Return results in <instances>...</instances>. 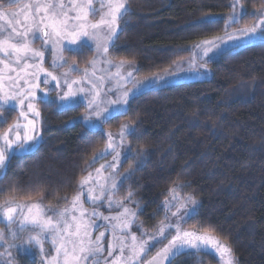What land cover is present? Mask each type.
Masks as SVG:
<instances>
[{"label": "trees", "instance_id": "trees-1", "mask_svg": "<svg viewBox=\"0 0 264 264\" xmlns=\"http://www.w3.org/2000/svg\"><path fill=\"white\" fill-rule=\"evenodd\" d=\"M132 14L120 24L119 37L109 57L135 61L139 78L173 71L189 56V47L221 35L230 0H129ZM248 12L264 0H243ZM216 14L218 23L201 29L196 18ZM255 17L243 16L242 27ZM93 50L65 51L68 62L87 66ZM208 79L149 88L131 99L124 114L89 129L78 119L82 104L56 108L39 100L40 142L30 152L12 155L0 175V201L15 196L55 205L66 202L78 190V181L90 169L96 150L106 142L104 131H117L123 123H135L137 134L126 137L133 152L148 149L144 164L114 193L130 190L137 220L148 232L164 219L163 202L168 189L186 181L180 191L200 201L198 215L184 227L202 232L214 229L230 243L236 264H264V41L228 49L207 64ZM0 133L17 117L15 109L0 112ZM134 154L122 164L135 163ZM67 197V200L63 199ZM215 264L210 254H187L171 264ZM18 264H37L19 256Z\"/></svg>", "mask_w": 264, "mask_h": 264}, {"label": "snow or ice", "instance_id": "snow-or-ice-1", "mask_svg": "<svg viewBox=\"0 0 264 264\" xmlns=\"http://www.w3.org/2000/svg\"><path fill=\"white\" fill-rule=\"evenodd\" d=\"M11 3H17L18 6L10 12H5L4 5L0 4V21L6 19V26L0 28V53L8 58L0 60V63H4L6 67L10 66L11 58L14 57L15 62L19 64L26 61L29 54L33 59L39 58L43 61L45 52L32 46L36 39H41L42 47L52 46L53 68L63 67L67 63L63 55L65 51L79 52L82 48H91L94 45L93 56L87 61V66L79 68L77 62L73 60L71 64H68L67 70L59 75L40 65L25 63V68L33 66L38 68L37 72L32 73L37 80L43 72L45 78L42 82L45 85H48L50 78L56 82V87L62 90V95L57 92L56 108L58 110L87 101L88 111L84 120L90 122V128L98 127L104 121L114 118L115 115L124 114L128 110L131 99L135 98L140 89L157 85L162 80V77L153 74L152 77L146 76L136 81L133 88H126V81L133 76V72L128 71L125 76L122 75L121 70L126 64L134 68L135 61L121 59L114 62L109 58L110 51L115 48V42L119 37L121 22L124 21V17L132 14L129 0H99V9L95 7L96 0H28L27 3L9 0V4ZM230 7V13L224 18L225 36H215L195 45L196 49H202L203 56L207 57V60L222 56L228 49L238 47L242 43L257 38L264 40V4L256 7L251 13L248 12L243 0H230ZM98 12L99 19L93 20L92 17ZM246 15L255 17L254 22L237 27L228 34L227 30L232 25L239 24L241 18ZM215 17L214 13H206L196 18V24L201 29H210L218 23ZM101 62L107 66H114L117 70L108 72L105 68L101 71L107 74L97 76V66ZM73 72L82 74L78 78H72ZM61 77L66 90H63L61 86ZM106 81L114 82L112 87H108ZM25 83L28 85L27 89L19 91L11 90L3 93V89H0V93H3L0 95V112H3L5 107L9 109L19 107V117L27 121L22 125L23 135L18 131L21 127L19 118L15 124L9 125L7 131L0 133V141H2L0 170L6 169V162L15 155L16 150L30 151L36 145L37 138L40 136L37 131V121L41 117L36 102L37 100L42 103L52 102L48 98L51 89H41L45 95L38 97L36 90L40 88V83L31 84L27 80ZM112 92L117 93V98L107 99L108 94ZM13 101L15 103H10ZM25 104L27 111H24ZM102 105L105 106L102 107ZM29 114H32V119H29ZM0 122H3L2 116H0ZM13 129H17L15 138L10 139ZM136 134L134 122L121 124L118 134L107 133L108 139L104 147L94 152L89 164L111 153H114V163L97 168L94 181L91 173L82 177L78 181L80 191L64 207L58 204L43 206L40 203L43 195L35 200L29 198L26 202L18 201L15 196H9L0 201V224L5 225L4 228H0V248H4V251L0 252V264H11L12 249L31 252L38 248L43 253L46 243L52 245L56 255L51 258L45 257L43 264H141V262L165 264V261L171 264L172 260L178 256L185 254L195 256L199 252L218 256L220 264H236L232 246L214 229H206L202 232L195 229H183L182 224L186 219L199 214L200 205L197 198L187 197L184 200V197L179 194L178 190L187 183L186 181L177 180L168 189L171 195L163 202L165 216L158 222L154 235L147 236L145 239L143 230L139 236L131 231L132 225L136 223L135 218L139 208L130 209L125 202H132L134 193L130 190L120 199H114V193L145 162L144 157L148 149L140 148L133 152L131 145L126 142V137ZM116 135L119 136V141L115 139ZM133 154L138 157L134 165L124 173L116 175L117 166L122 163V158L128 159ZM106 166L111 171L103 175L102 170ZM89 185L92 186L89 187ZM85 188L89 203L102 202L107 196L108 206L111 208L115 204L122 208V211L115 216H104L95 208L89 212L84 207ZM63 199L67 200V197ZM176 205H179L177 210L172 212L171 209ZM48 212L53 214L48 215ZM92 217L108 221L113 231L114 240L108 243L106 256L103 244L106 233L102 231L93 238V231L99 225L96 220L91 219ZM173 218L176 223L172 222ZM113 221L115 223H112ZM173 229L175 234L171 236L168 243L164 244L155 255L144 260L148 251L160 243L161 239H166ZM25 232L27 235L21 238V234ZM17 240H20L19 244L15 243ZM8 241L12 242L8 243ZM4 257L7 259H3Z\"/></svg>", "mask_w": 264, "mask_h": 264}, {"label": "rangeland", "instance_id": "rangeland-1", "mask_svg": "<svg viewBox=\"0 0 264 264\" xmlns=\"http://www.w3.org/2000/svg\"><path fill=\"white\" fill-rule=\"evenodd\" d=\"M27 2H28V0H19V3H27ZM0 4L4 5V11L5 12H10V11L16 9L17 6H18L17 3L9 4V0H0ZM95 7H97L99 9V7H100L99 0H96ZM230 11H231V7H230ZM230 11H229V13H230ZM229 13H227L226 15H223V16H219V17H222L224 19V18L227 17V15ZM21 19H22V17H21ZM92 19L93 20H98L99 19V12L97 13L96 16L92 17ZM4 26H6V19L4 21H0V28H2ZM233 29H235V28L232 25L227 30L228 34H230L233 31ZM6 34L7 33H5V35ZM219 36L224 37L225 36V31ZM212 38L213 37L208 38V39H212ZM82 39H86V38H82ZM204 40H206V39H204ZM202 41L203 40H201L199 42H196V43L192 44L188 48L189 49L188 58L186 60L182 61L181 63H178L173 71H168V72L161 73V74L157 75L159 77H162V80L157 85H154V86L148 87V88L140 89L137 92V94H139V93H141V92H143V91H145V90H147L149 88H160V87H164V86H167V85H170V84H173V83L182 82V81L208 79V77L210 75V70H209L207 64H208V62H210V61H212L214 59L207 60V57L203 56L202 49H196L195 48V45H197L198 43H201ZM261 41H264V40H261V39L257 38V39H254V40L250 41V42L242 43L238 47L249 45V44L256 43V42H261ZM32 46L34 48H37V49L45 52V57H44L43 61H41L39 58L33 59L31 57V55L29 54V57L27 58V60L23 61V62H21L19 64H17L15 62V58L14 57L11 58L10 66H8V67H6L4 63H0V89H3V93H7V92H9L11 90L19 91L20 89H27L28 85L25 83V81L27 80L31 84L40 83V88L36 90L38 97L45 95V92H42L41 89L48 88V89H51L50 93H48V98H50V99H52V100L57 102V92H60L61 95L63 94V92H62V90L60 88L56 87V82L52 81L49 78L48 85H45L42 82V80L45 78V74L43 72H41L40 73V78H39V80H37V78L34 75H32V73L37 72L38 68L35 67V66L25 68V63H27L28 65H40L43 68L48 69V71H52V72H54V74H57V75H59V73H61V72L66 71L68 64H71V63L67 61V63L64 64L63 67L53 68L52 67V60H53L52 46L48 45L46 47H42L41 39H36ZM232 48H237V47H232ZM232 48H230V49H232ZM91 49L94 50V45H92ZM64 53H63V55H64ZM197 53H199V54H197ZM92 56H93V54H92ZM64 57H65V55H64ZM7 59L8 58L4 57L3 54L0 53V60H7ZM205 61H207V62L205 63ZM114 62H118V61H114ZM105 68H107L108 72H115L117 70L114 66H107V65H105V64H103L101 62L97 66V73H96L97 76L106 75L107 73H104V72L101 71L102 69H105ZM128 71H132L133 72V76L131 78L127 79L125 87L126 88H133L135 82L138 81V80H142L143 78L137 77L135 75V68H133L132 66L126 64L124 66V68L121 70L122 75L126 76V73ZM81 74L82 73H79V72H73L71 75H72V78H78ZM149 77H152V76H149ZM60 83H61V86H62L63 90H66V86L64 85L62 77L60 79ZM113 83L114 82L109 83V82L106 81V84H107L108 87H112ZM13 86H15V88ZM3 93H0V95H2ZM116 98H117V93L116 92L109 93L108 97H107V99H116ZM10 103H15V102L13 101V102H10ZM80 104H82L84 106L85 112L78 119V121H80L85 127L89 128V129H100L102 124H100L98 127H91V128L89 127V123L90 122L84 120V116L87 114V111H88L87 110V101H84L83 103H80ZM103 106H105V105H102V107ZM5 108H7V107H5ZM15 110L17 112V117L15 118L14 122L11 125L15 124L17 122L18 118H19V123L21 124V127L18 129V131H20L21 135H23L24 129H23L22 125L27 123V121L24 120L23 118L19 117V113H20V108L19 107L15 108ZM24 111H27V105L26 104L24 106ZM32 118H33L32 114H29V119H32ZM93 119H95V117H93ZM39 123H40V119L37 121V131L40 133ZM8 129H9V127L6 130H4L3 132L7 131ZM15 131H17V129H13L12 132L10 133V137H9L10 139H14L15 138ZM3 132H1V133H3ZM108 132H112L114 134H118L119 129L117 131H106L105 130L104 134H105V139L106 140L108 139V137H107V133ZM40 139L41 138L39 136L37 138L36 145L30 151L35 149V147L39 144ZM115 139L117 141H119V136L116 135ZM126 142H127V139H126ZM29 143H31V142H29ZM0 144H2V141H0ZM30 151L16 150L15 155L24 154V153H27V152H30ZM113 155H114V153H111V154L106 155V156H104L102 158L96 159L94 163L90 164V169L87 171V173L84 175V177L88 176V174L91 173L92 177H93V181H94L95 177L97 175L95 170L97 168H100L101 165H107V164H110V163H114ZM124 161H125V159L122 158V163L118 164L117 171L115 173L116 175H119L120 173H124L128 169L127 168L124 171L121 170V167H122V164H123ZM3 170H0V175L3 173ZM110 171H111V169L106 166L102 170V174L103 175H107L108 172H110ZM90 186H92V185H89V187ZM78 191H80L79 186H78L77 192ZM97 191H99V190L97 189ZM178 191H179V194L182 197H184V200H186L187 197H191V196H188V195H183L181 193L180 189ZM170 195L171 194L169 193L167 198H170ZM71 199H72V197L70 199H68L66 202H64V203L62 202V203H60L58 205L60 207H64L71 201ZM83 199H84V207L87 208L89 210V212H91L95 208L98 212L102 213L104 216H115L120 211H122V208L116 206L115 204L110 208L108 206V204H107V196H105L103 198L102 202H99V203H96V204L89 203L87 201V189L86 188H85ZM114 199H118V198H116L114 196ZM21 202H26V201H21ZM181 202H183V200ZM40 203H42V201H40ZM42 205L45 206V207L48 206V205H45L44 203H42ZM55 205H57V204H55ZM126 206L129 207L130 209H133V208H131L128 205H126ZM178 206L179 205L174 206L171 209V211L175 212L177 210ZM133 210H135V209H133ZM25 211H27L26 208H25ZM181 211H183V210H181ZM52 214H53L52 212H48V215H52ZM169 215H170V213H169ZM91 219L96 220L97 224L99 225V227H96L94 229V231H93V238L96 235H99V233L102 232V231L106 233L105 238L103 239V244L105 246L104 255L106 256L107 255V245H108L109 242L114 240L113 231H112L108 221H104L103 219H97L96 217H92ZM135 219H136V223L132 225V228H131L132 232H135L139 236L141 231L143 230L145 232V236L143 238H145V239L147 238V236L155 234V230L152 231V232H148L143 227L141 228V224L137 220V215H136ZM172 222L176 223L175 218H173ZM112 223H115V221H113ZM4 227H5V225L0 224V228H4ZM157 227H158V225H157ZM182 227H183V229L191 230V229L185 228L184 227V223L182 224ZM117 234H119V233H117ZM174 234H175V230L173 229L168 234L166 239H161L160 243H157L154 247H152L148 251L147 255L144 256V260H147L149 257L155 255L163 247L164 244L168 243V240L171 239V236L174 235ZM26 235H27V232L22 233L21 234V238H23V236H26ZM11 242L12 241H8V243H11ZM15 243L19 244L20 240L15 241ZM5 247H6V245H5ZM3 251H4V248H0V252H3ZM116 251L118 252V249ZM11 253H12V257H13V260L11 261V264H18L19 256H23V255L24 256H28V257H30L32 259H35L37 264H43V262L45 260V257L51 258V257L56 255L55 249L52 247V245L50 243H46L44 245L43 253H41L38 248L33 249L31 252H27V251L26 252H21L19 249H12ZM208 254H210L215 259V264H220L218 256L213 255L212 253H208ZM3 259H7V257H4ZM141 264H143V262H141ZM165 264H168V262L165 261Z\"/></svg>", "mask_w": 264, "mask_h": 264}]
</instances>
